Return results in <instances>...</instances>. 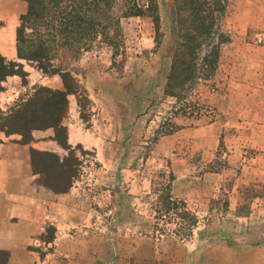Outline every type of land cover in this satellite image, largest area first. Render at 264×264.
I'll return each mask as SVG.
<instances>
[{
    "label": "rangeland",
    "instance_id": "obj_1",
    "mask_svg": "<svg viewBox=\"0 0 264 264\" xmlns=\"http://www.w3.org/2000/svg\"><path fill=\"white\" fill-rule=\"evenodd\" d=\"M156 1L158 25L121 21L119 57L98 39L81 59L66 61L79 93L69 97L63 125L76 122L84 142L71 146L79 166L68 206L27 245L35 264H264V0L229 1L221 29L230 42L216 73L185 101L169 88L182 43L178 0ZM22 63L29 76L19 100L57 90L36 64ZM236 63L251 65L252 83L231 80ZM171 173L175 207L198 219L185 238L176 234L182 220L158 212L154 194Z\"/></svg>",
    "mask_w": 264,
    "mask_h": 264
},
{
    "label": "trees",
    "instance_id": "obj_2",
    "mask_svg": "<svg viewBox=\"0 0 264 264\" xmlns=\"http://www.w3.org/2000/svg\"><path fill=\"white\" fill-rule=\"evenodd\" d=\"M28 10L20 18L16 32L18 61H7L0 55V92L8 77L18 76L26 81L29 73L22 61L36 64L48 77L59 76L63 90L42 87L34 95L19 102L7 114L0 115V130L7 136L19 135L23 145L30 144L34 131L53 129L56 141L67 153L31 151L32 167L40 174L42 184L54 194H67L78 174L79 158L68 143V130L63 125L69 108V97L79 93L76 74L66 62L81 59L98 39L112 48L116 59L123 45L121 21L128 18H150L158 25L159 8L156 0H23ZM230 0H178L176 5L178 31L182 43L174 55L169 88L178 89L171 96L186 100V95L201 79L208 80L218 68L220 52L230 39L222 31ZM187 12L186 18L181 13ZM187 24V27L185 25ZM61 61V62H60ZM59 62V63H58ZM38 158L50 170L38 167ZM44 177V180H43ZM50 177V179H49ZM168 184L156 189L158 204L167 215L182 220L176 233L182 238L198 223L189 218L187 208L175 207L170 186L175 181L171 173ZM158 210V208H157ZM177 210L176 212H174ZM181 212V213H178ZM186 220H189L188 223ZM9 254L0 251V264H6Z\"/></svg>",
    "mask_w": 264,
    "mask_h": 264
},
{
    "label": "crops",
    "instance_id": "obj_3",
    "mask_svg": "<svg viewBox=\"0 0 264 264\" xmlns=\"http://www.w3.org/2000/svg\"><path fill=\"white\" fill-rule=\"evenodd\" d=\"M27 10L28 4L23 0H0V55L7 61H18L16 32L20 18ZM251 68V65L239 67L236 63L232 66L231 80L236 79L238 75L240 83H252L248 79L254 76ZM94 73L101 76L98 71ZM92 75L93 73L88 76L86 83L93 91V81L95 82L97 77ZM39 76L42 79L40 74ZM46 79L57 90L64 89L59 76ZM21 82L20 77L13 76L2 83L5 90L0 92V115L1 113L5 115L8 106L17 104L21 96V91L18 90L22 86ZM70 111L72 114L76 112L73 104H70ZM66 126L69 145L82 144L84 135L76 122L71 119ZM53 137L54 132L51 129L34 131V140L30 144L23 145L19 142L21 136H7L0 130V251L9 254L6 264H35L36 258L27 250L33 233L43 224L54 220L53 211L68 206L74 194L73 190L67 194H54L42 184L40 174H35L33 171L32 150L51 152L60 157L67 155L65 150L52 140Z\"/></svg>",
    "mask_w": 264,
    "mask_h": 264
}]
</instances>
